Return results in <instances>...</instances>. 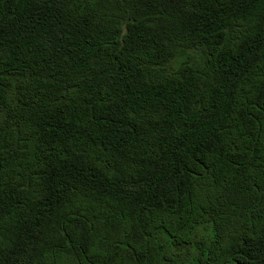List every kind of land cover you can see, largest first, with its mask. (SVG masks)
<instances>
[{"label":"trees","instance_id":"trees-1","mask_svg":"<svg viewBox=\"0 0 264 264\" xmlns=\"http://www.w3.org/2000/svg\"><path fill=\"white\" fill-rule=\"evenodd\" d=\"M0 264H264V0H0Z\"/></svg>","mask_w":264,"mask_h":264}]
</instances>
